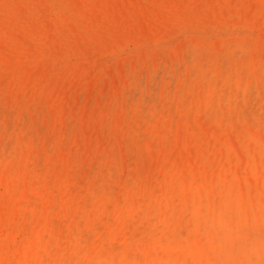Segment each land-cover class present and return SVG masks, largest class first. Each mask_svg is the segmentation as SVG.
I'll list each match as a JSON object with an SVG mask.
<instances>
[{"label":"rangeland","instance_id":"rangeland-1","mask_svg":"<svg viewBox=\"0 0 264 264\" xmlns=\"http://www.w3.org/2000/svg\"><path fill=\"white\" fill-rule=\"evenodd\" d=\"M0 242L264 264V0H0Z\"/></svg>","mask_w":264,"mask_h":264},{"label":"bare ground","instance_id":"bare-ground-1","mask_svg":"<svg viewBox=\"0 0 264 264\" xmlns=\"http://www.w3.org/2000/svg\"><path fill=\"white\" fill-rule=\"evenodd\" d=\"M37 242H31L28 246H25L19 250H14L17 253V264H29V256L34 254L37 250ZM4 246L0 242V250H3ZM13 245L10 246V250L13 251ZM0 264H9L8 254L0 258Z\"/></svg>","mask_w":264,"mask_h":264}]
</instances>
